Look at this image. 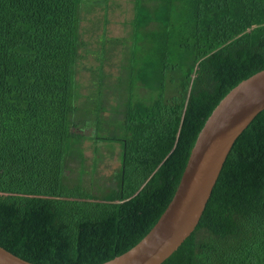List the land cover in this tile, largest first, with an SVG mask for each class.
I'll return each instance as SVG.
<instances>
[{
  "label": "trees",
  "instance_id": "16d2710c",
  "mask_svg": "<svg viewBox=\"0 0 264 264\" xmlns=\"http://www.w3.org/2000/svg\"><path fill=\"white\" fill-rule=\"evenodd\" d=\"M88 2L0 0V246L34 264H103L141 242L207 119L264 70V0H135L119 75L130 93L104 83L112 57H98L93 113L98 131L116 132L89 138L72 120ZM108 112L118 117L105 128ZM89 139L122 144L112 177H96L98 158L87 172ZM162 264H264V110L236 140L197 228Z\"/></svg>",
  "mask_w": 264,
  "mask_h": 264
},
{
  "label": "water",
  "instance_id": "95a60500",
  "mask_svg": "<svg viewBox=\"0 0 264 264\" xmlns=\"http://www.w3.org/2000/svg\"><path fill=\"white\" fill-rule=\"evenodd\" d=\"M264 110V70L242 81L200 131L177 191L148 235L103 264H162L193 234L236 140ZM0 264H34L0 246Z\"/></svg>",
  "mask_w": 264,
  "mask_h": 264
},
{
  "label": "rangeland",
  "instance_id": "374dc122",
  "mask_svg": "<svg viewBox=\"0 0 264 264\" xmlns=\"http://www.w3.org/2000/svg\"><path fill=\"white\" fill-rule=\"evenodd\" d=\"M86 9L85 6L81 10V41L84 43L80 48V58L76 68V84L74 104L78 107L72 114L82 127L77 128L78 132L83 133L87 137H93L99 133L101 136H109L116 132V129L109 131L106 126H114V121L106 114L103 127L105 130H99L101 126L98 122L97 115L93 113L94 103L97 97H100L103 88L101 75L99 70L102 66L97 59L111 60L104 63L105 84L115 86V90L119 91L121 97L126 98L130 93L131 79L125 75L120 78L122 66H128L127 54L132 53L130 48L134 45L135 38L133 35L132 20L134 17V1L135 0H89ZM133 30V32H132ZM133 40V41H132ZM142 55V52L139 53ZM139 56V55H138ZM125 88V89H124ZM120 89V90H119ZM148 92L143 90V94ZM156 92H150L146 102H151L156 97ZM137 96L138 99H142ZM143 100V99H142ZM76 101V103H75ZM115 105L113 101H111ZM116 117V114H111ZM118 117V116H117ZM117 127V125H115ZM95 141V140H94ZM89 139L83 143L85 166L87 172H92L93 165L98 158L96 177L105 176L112 177L115 171L120 167L122 144L118 141H96ZM97 147V148H96ZM79 149V147H78ZM96 149L98 152L96 154ZM79 151V150H78ZM77 154V153H76ZM98 155V157H97ZM71 172L69 175L78 176L81 168L80 162L71 164ZM89 174L88 178L91 177ZM95 177V176H94ZM97 184L103 185L102 180L94 179Z\"/></svg>",
  "mask_w": 264,
  "mask_h": 264
}]
</instances>
